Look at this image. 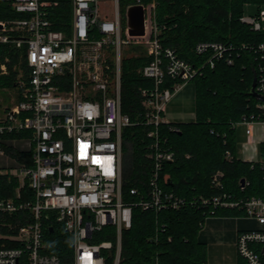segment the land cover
<instances>
[{
    "label": "built area",
    "instance_id": "2783aa9c",
    "mask_svg": "<svg viewBox=\"0 0 264 264\" xmlns=\"http://www.w3.org/2000/svg\"><path fill=\"white\" fill-rule=\"evenodd\" d=\"M5 1L22 16L0 19V44L26 48L29 75L19 79V99L0 117V133L26 130L27 134L3 139L0 153L7 154L5 145H14L6 140L20 138L32 152L33 164L18 162L1 170L16 179L17 186L13 196L0 198V264H121L123 232L133 226L135 207L159 214L188 205L208 212L206 217L231 210L236 217L257 222V228L237 232L236 246L247 264H264V195L245 194L251 185L245 177L244 183L243 178L239 180L238 191L228 190L222 169L211 176L212 194L187 198L165 189L161 184L165 163L174 161L176 153L160 132L162 124L171 123L164 112L174 95L205 66L214 67L219 60L234 64L245 50L251 52L257 68L256 89L264 95V40L200 41L195 50L209 56L196 66L161 42L157 0L131 4L144 6L143 34L129 32L119 0H114L111 16L100 6L107 0H72L65 29L54 28L50 18L57 0ZM240 20L253 31H263L264 9L244 14ZM135 44L149 57L139 72L151 82L138 87L143 110L137 122L122 109L121 89L122 55ZM1 64L5 73L6 63ZM257 107L258 114L233 123L245 128L244 157L235 156L230 148L225 157L251 162L252 167L259 164L264 175L260 148L264 102ZM136 123L149 127L152 166L145 189L131 186L130 194L138 198L126 200L123 130ZM258 125L263 137L252 141ZM53 222L69 235L65 251L69 260L49 251L47 232L55 231ZM168 230V222L157 218L149 241L172 240ZM153 257V264H161L160 250Z\"/></svg>",
    "mask_w": 264,
    "mask_h": 264
},
{
    "label": "trees",
    "instance_id": "16d2710c",
    "mask_svg": "<svg viewBox=\"0 0 264 264\" xmlns=\"http://www.w3.org/2000/svg\"><path fill=\"white\" fill-rule=\"evenodd\" d=\"M51 8L50 18L56 29H65V22L72 12V0H57ZM135 0H119L123 14ZM148 3L151 0H143ZM156 19L160 27V40L165 46L174 47L179 56L196 66H200L209 54H200L195 46L200 41L249 42L263 41V31H253L240 20L247 5L258 12L264 8V0H157ZM11 5L0 0V19L21 17ZM122 55L121 89L122 109L137 122L142 114L141 97L138 87L149 85L139 69L149 59L141 45H131ZM26 48L13 44H0V64L6 63L8 73H1L0 88L17 87L19 78H27L29 68L26 61ZM257 72L252 54L245 50L234 64L224 60L214 67L205 66L192 79L195 88V119L184 122H171L160 127L161 137L174 149L176 158L166 162L161 177L165 189L173 190L181 196L192 198L200 194H212L210 179L215 171L226 172V186L230 191L239 190V180L250 179L246 190L248 195H264V175L259 164L242 159L229 161L225 157L227 148L235 156L239 149L240 131L234 122L258 114L261 101L251 95L250 90ZM19 99V95H18ZM149 127L136 123L123 130V196L126 200L137 199L130 194V187L137 185L145 189L152 166L148 144ZM26 130L14 133H0L3 139L22 137ZM7 154L20 163L33 164L32 152L18 149L14 145L4 146ZM264 152V143L260 145ZM189 155V156H188ZM0 168V198L15 194L17 180L2 173ZM218 214L234 215L231 210L217 211ZM208 212L193 206L164 210L159 214L135 207L133 226L123 232L121 264H153V255L160 250L161 264H204L207 262L208 245L199 237L200 222ZM168 222V234L172 240L155 244L148 236L154 230L156 219ZM54 232H47L49 251L62 260H69L65 254L69 247V235L53 222ZM106 237V236H103ZM240 264H247L241 261Z\"/></svg>",
    "mask_w": 264,
    "mask_h": 264
},
{
    "label": "rangeland",
    "instance_id": "374dc122",
    "mask_svg": "<svg viewBox=\"0 0 264 264\" xmlns=\"http://www.w3.org/2000/svg\"><path fill=\"white\" fill-rule=\"evenodd\" d=\"M101 8H105L108 11V16L112 15V11H114L115 8V1L114 0H107V2H102L100 4ZM264 9V8H263ZM256 10V8L251 5H247L245 9V14L252 13ZM136 45V44H135ZM130 46V45H129ZM128 47L124 49V54L129 52ZM130 53V52H129ZM2 68V64H1ZM0 68V69H1ZM2 74L3 71H1ZM5 73H8L7 64L5 65ZM188 90L190 89V93H192V97L195 95V88L194 83L191 82L188 86ZM6 89H1L0 93L2 91L4 92L3 95L4 99L9 98L8 101L13 106L17 102V87H5ZM186 90H184L182 93L178 94L173 102L169 106V111L167 113V117L171 120H178L179 116L183 117L184 114H182L184 111L189 113L191 110L193 111V107H189L187 104H184L185 99L187 100L190 98L189 94L185 95ZM8 96V97H7ZM187 96V97H186ZM194 99V97H193ZM3 102V99L0 98V103ZM194 115V114H193ZM257 131L254 137L257 140L262 139V128L260 125L256 126ZM240 133H245L244 126L239 127ZM245 135V134H244ZM246 137H241L239 140V149L237 151V154L241 157H244V153L241 150V143L242 141H245ZM9 142L10 144H14L16 148L18 149H25L23 147L22 140L16 139H9L5 142ZM28 147V146H27ZM18 164V161H16L14 158L9 156L8 154L0 153V166L1 169L5 170L9 167H15ZM209 217L210 220L205 219V226H202L199 232V237L202 240H205L208 245V257L207 262L208 264H237L238 259L240 261H245L240 255L238 254L237 246H236V234H237V227L240 225H245V227L249 228L251 223L246 222L242 219H245V217H236L235 215H223V214H210ZM241 218V219H240ZM248 220V219H247Z\"/></svg>",
    "mask_w": 264,
    "mask_h": 264
},
{
    "label": "crops",
    "instance_id": "0c3cea01",
    "mask_svg": "<svg viewBox=\"0 0 264 264\" xmlns=\"http://www.w3.org/2000/svg\"><path fill=\"white\" fill-rule=\"evenodd\" d=\"M127 11V10H126ZM125 15H126V13H125ZM127 16V15H126ZM22 77H20L19 79H21ZM192 82V81H191ZM191 82H189V83H187L176 95H174V97L171 99V101L167 104V107H166V110H165V112H164V118L167 120V121H170V122H173V123H175V122H184V121H191V120H193V119H195V97H196V93H195V95L193 96L194 97V99H193V97H192V93H190V89L188 90V86H189V84L191 83ZM2 89V88H1ZM1 89H0V91H1ZM4 89H6L5 87H3V90ZM184 90H186V94L185 95H190L189 97L190 98H188L187 100L185 99V101H184V104H187L189 107H193L194 109H193V111L191 110V112H189V113H187V112H183L182 114H184V116L183 117H180L179 116V118H178V120H171V119H169L168 117H167V113H168V109H169V106H170V104L173 102V100H174V98L178 95V94H180V93H182ZM17 99H18V95H19V88L17 87ZM3 95H5L4 94V92L2 91V93H0V98L1 99H3V102L2 103H0V117H2V116H4L5 114H6V111L11 107V103L8 101V99L9 98H5L4 99V97H3ZM6 96V95H5ZM8 97V96H7ZM187 97V96H186ZM194 114V115H193ZM256 131H257V127H255V129H254V132H253V135L251 136V140L252 141H260V140H257L255 137H254V135L256 134ZM245 134V133H244ZM243 133L241 134L240 133V138L241 137H246V134L244 135ZM262 134V133H261ZM0 168H2L1 166H0ZM208 218V219H207ZM206 219L207 220H210L211 218L208 216ZM241 219V218H240ZM242 220H244V221H246V222H249L250 221V223H251V225H250V227L249 228H257L259 225H258V223L257 222H255V221H253V220H250V219H242ZM205 222V221H204ZM204 226H205V223H204ZM248 227V226H247ZM247 227H245V225H240L239 227H237V232L239 231V230H242V229H246ZM236 236H237V234H236ZM237 238V237H236ZM207 264H208V262H206ZM241 263V261L238 259V262H237V264H240Z\"/></svg>",
    "mask_w": 264,
    "mask_h": 264
},
{
    "label": "water",
    "instance_id": "95a60500",
    "mask_svg": "<svg viewBox=\"0 0 264 264\" xmlns=\"http://www.w3.org/2000/svg\"><path fill=\"white\" fill-rule=\"evenodd\" d=\"M127 24L131 34H143L145 32V9L143 5H129L126 11ZM1 26V25H0ZM257 75L255 74L250 93L264 102V95L256 89ZM244 183V178L241 180ZM53 230V227H50Z\"/></svg>",
    "mask_w": 264,
    "mask_h": 264
}]
</instances>
